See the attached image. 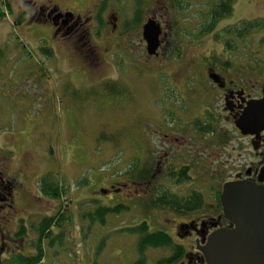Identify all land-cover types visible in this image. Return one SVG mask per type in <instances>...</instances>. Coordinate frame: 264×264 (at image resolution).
Listing matches in <instances>:
<instances>
[{
	"label": "rangeland",
	"instance_id": "obj_1",
	"mask_svg": "<svg viewBox=\"0 0 264 264\" xmlns=\"http://www.w3.org/2000/svg\"><path fill=\"white\" fill-rule=\"evenodd\" d=\"M167 1L146 0L142 19L160 21L164 35L168 37L185 36L183 38L189 37L190 41L195 37H208V42L193 45L199 52L204 49L228 52L234 46L233 42L222 46L218 39L231 38L225 32L226 28L232 27L231 23L264 20V0H233L231 14L216 24L210 23L209 26L214 28L202 36L199 29L201 15L207 14L220 0H186L187 7L182 13L172 10ZM45 2L47 0H0L5 12V17L0 19V172H3L0 185L4 182L12 187L10 180H13L19 188L14 195L7 192L8 197L0 196V245L5 252L0 255V264L13 253L37 254L32 240L37 237L34 227L41 218L54 215L58 206L71 201L75 214H78V206L85 210L88 201H92L94 189L108 178H119L114 174L121 173L127 165L122 153L125 139L138 135L143 126L163 122L139 103L147 95L154 99L157 87L162 85L161 78L159 82L157 80L156 66L143 63L127 49L111 50L110 43H114L113 39L119 34L122 42L129 39L131 49L137 51L142 25L122 27L134 16V1L50 0L49 5L57 4L60 9L75 14H91L99 4L102 7L103 23L99 20V25L103 26L97 32L90 29L97 23L91 19L83 26L80 36L74 39L68 35L64 39L55 36L54 41L53 28L48 23L27 16L36 13ZM24 13L26 20L17 23ZM114 23L118 24L116 29H113ZM88 37L90 43L86 41ZM263 39L264 28H257L239 45L247 47L245 52L251 53V49L258 48L251 43L259 44ZM106 41H111L107 50ZM42 47L51 48L52 53L47 54H53V57L43 54ZM173 68L175 66H168L167 73L171 74ZM110 76H122L130 88L128 101H112L93 88L101 83L104 86ZM150 126L147 127L154 128ZM165 132L169 131L165 129ZM150 137L160 141L155 134ZM220 137L224 140L208 143L212 175L208 184L211 186L209 202L212 204L216 203L214 194L220 189L218 184L224 181L221 163L231 146L236 145V140L222 132ZM198 157L201 161L202 155ZM49 171L66 187L62 200L47 198L39 192V179ZM128 217L126 214L111 216V224L106 228L94 225L87 231L81 222L70 226L68 221L63 229L67 230V235L62 245L55 243L51 247L47 241L44 243L43 264H94L95 261L97 264H132L138 258L137 237L126 229L137 220ZM160 221H149L150 230L163 229ZM21 225L27 228L26 235H17L13 241L10 235H16ZM107 232H110L107 235L110 240L100 253L98 242ZM145 254L148 264H158L167 252L165 248H159L148 249Z\"/></svg>",
	"mask_w": 264,
	"mask_h": 264
},
{
	"label": "flooded vegetation",
	"instance_id": "obj_2",
	"mask_svg": "<svg viewBox=\"0 0 264 264\" xmlns=\"http://www.w3.org/2000/svg\"><path fill=\"white\" fill-rule=\"evenodd\" d=\"M49 1L36 13L27 16L48 23L53 28L52 41L55 36L63 39L67 35L72 39L80 36L83 26L91 19L94 23L97 21L90 26L93 32L103 26L99 25V20L100 24L103 23L98 17L102 12L100 4L94 13L75 14L71 10L60 9L57 4L49 5ZM239 24L231 23L233 27ZM117 25L114 23L113 29ZM162 30L156 55L147 52L143 36L138 38L136 52L131 49L129 39L122 42L119 34L113 39L114 43H110L111 50L127 49L143 63L156 66L157 80L159 82L160 77L162 85L157 87L154 99L147 95L139 103L163 122L147 125L153 129L143 126L139 129V138L127 137L125 140L123 155L127 167L132 168V172L136 171L138 180L128 176L122 181L109 180L94 190L93 199L110 209L122 206V214L137 222L161 220L163 229L160 230L173 241V246L165 248L168 264H208L202 249L209 236L218 229L234 227L223 214L221 200L220 209L209 202L211 186L208 184L212 175L208 143L224 140L220 132L236 140V145L231 146L230 153L221 163L223 169L220 172L227 176L221 177L224 181L218 184L221 189L215 191V200H218L219 191L221 197L223 184L227 181L247 180L264 185V127H255L245 133L239 124L250 104L264 97V39L259 44L251 43L258 47L251 49V53L245 52L248 48L241 47V38L235 37L229 38L234 46L228 52L210 49L199 52L193 45L195 42H208V37L190 41L191 38H183L185 36L168 37ZM89 40L86 38L88 43ZM225 40L219 38L218 42L223 46ZM108 42L111 41H106L108 47L105 50L109 48ZM168 66H175L170 70L171 74L167 73ZM108 80L124 81L114 76ZM119 99L128 101L129 97L124 91L123 96L111 98L115 102ZM153 134L160 141L151 138ZM198 155H202L201 161ZM134 162L137 165L133 166ZM216 187H212V192ZM2 194L0 189V196ZM194 195L202 199L195 202ZM167 214L175 219H170Z\"/></svg>",
	"mask_w": 264,
	"mask_h": 264
},
{
	"label": "trees",
	"instance_id": "obj_3",
	"mask_svg": "<svg viewBox=\"0 0 264 264\" xmlns=\"http://www.w3.org/2000/svg\"><path fill=\"white\" fill-rule=\"evenodd\" d=\"M116 1V0H112ZM135 3V11H134V16L132 17L131 21H126L123 26H137V25H144V23L147 21L145 17L142 19V12H143V6L146 0H133ZM214 4V3H213ZM167 5L172 9V10H177L178 12L182 13L183 10L187 7V2L186 0H168ZM211 5V4H210ZM233 9V0H220L218 3H215L213 7L209 9V12L203 13L201 15L202 22L199 25V29L201 31L200 35L204 36L206 33L210 32L214 27L209 26L210 23L216 24L220 19H222L225 16H229L231 14V11ZM182 11V12H181ZM4 10L0 6V19L5 17ZM99 18L100 14L98 15ZM210 22L208 23L209 20ZM24 20H26V14H22L17 23H21ZM144 21V23H142ZM140 23V24H139ZM122 26V27H123ZM259 29V28H264V20H243L240 22L238 26L235 27H228L226 28V36H231L235 38H241V40L248 39L251 36V32L254 29ZM122 30V28H121ZM123 31V30H122ZM195 39H199L196 38ZM233 41L230 39H227L225 43L226 45H231ZM41 52L43 54H50L52 53L51 48L49 47H42ZM48 53V54H47ZM158 53V52H157ZM156 55V54H154ZM49 58L53 57L52 55H48ZM122 77V76H121ZM120 77V78H121ZM103 84V83H101ZM101 84H96L93 86V88L98 92L102 93L104 96L107 98H117L118 96H123V92L125 91V96L129 97V90L128 86L125 85V82L123 81H112V80H106L104 82V86ZM113 97H110V96ZM136 138H139L138 135L135 136ZM126 140V139H125ZM138 143V141H137ZM125 144V141H124ZM123 144V147H124ZM135 151L138 153V148L135 146ZM122 153H123V148H122ZM127 161V160H126ZM137 165L136 162L133 163V166ZM123 170V169H122ZM50 173H47L43 175L39 179V192L51 199H56V200H62L63 194L66 193V187L62 186L60 184V180L57 179V177H53L51 175L54 174L52 171H49ZM3 173V172H2ZM0 172V175L3 176ZM5 174V173H4ZM114 177L115 179L108 178V180L96 187V188H101L105 184L109 182V180H115V181H122L125 179L126 176L132 178V180H138V175L136 174V171L132 172V168H128L127 165L125 166L124 170L121 173H115ZM5 178V176H4ZM7 182L9 183L10 181L13 182L12 187L4 185V180L2 181L3 183L0 185V189L2 191V196L8 197V194L14 195V193L19 189L17 186V183H15L13 180L8 181L7 178H5ZM84 182V181H83ZM85 183V182H84ZM7 187V188H6ZM95 188V189H96ZM94 189V190H95ZM221 189V188H220ZM8 192V194H6ZM6 194V195H5ZM159 195V194H158ZM218 200H216V205H218V209H220V191L217 194ZM202 199L201 196L194 195V201H198ZM166 203V202H164ZM171 203V202H170ZM172 204V203H171ZM179 205V203H177ZM79 205V203H78ZM155 206V205H152ZM181 206V205H180ZM1 205H0V210H1ZM122 206L115 207L114 209L106 208L102 206L100 203L96 202L93 198L92 201H88V207L83 210L80 206H78V214H75V212L72 210V201L68 202V204H62L61 207H57L55 210V214L52 216H43L41 220L35 225V235L37 236L36 239L32 240V245L36 249L37 254L35 255H26L23 252H19L17 254H14L7 258L5 257V263L4 264H43L44 263V243L47 241L49 245L52 247L55 243H62L66 240L67 235V230L64 231V227L66 226V223H69L70 226L71 223L74 222H81L83 225V228H86L87 230H90L93 228L94 225L99 226L100 228H106L108 224H111V216L116 217L117 215H120L123 213ZM79 210H82L80 212ZM69 221V222H68ZM84 223H86V226H84ZM162 228V226L160 225ZM150 222L148 220H141L140 222L138 221L136 224H134L131 227H127V232L129 234L135 235L137 237V252L139 254V257L137 260H135L132 264H148V260L146 258L145 252L150 249V250H156L157 248H166L168 246H173V241L171 237L166 234L163 230H159L160 228L155 230H150ZM55 229H57V232ZM27 228L24 225H21L17 231V234L14 236H11L13 241L16 239L17 235H26ZM111 232V231H110ZM110 232L106 233V236H104V239L100 240L98 242L99 250L100 253L103 251V247L106 246L105 244L110 240L108 234ZM86 236V235H85ZM83 240H85L83 238ZM58 241V242H57ZM108 244V243H107ZM4 249L0 245V255L3 252ZM12 252V251H11ZM11 252H9L11 254ZM99 253V254H100ZM168 258H164L161 260L158 264H168L167 263ZM94 264H97L96 261ZM130 264V263H129Z\"/></svg>",
	"mask_w": 264,
	"mask_h": 264
},
{
	"label": "water",
	"instance_id": "obj_4",
	"mask_svg": "<svg viewBox=\"0 0 264 264\" xmlns=\"http://www.w3.org/2000/svg\"><path fill=\"white\" fill-rule=\"evenodd\" d=\"M161 33L155 19L143 25L149 54H157ZM239 124L245 133L264 127V97L250 104ZM221 203L224 216L234 227L218 229L209 236L202 249L208 264H264V185L228 181L223 185Z\"/></svg>",
	"mask_w": 264,
	"mask_h": 264
},
{
	"label": "bare ground",
	"instance_id": "obj_5",
	"mask_svg": "<svg viewBox=\"0 0 264 264\" xmlns=\"http://www.w3.org/2000/svg\"><path fill=\"white\" fill-rule=\"evenodd\" d=\"M102 13V12H101ZM100 13V17L102 18V14ZM238 23H240V22H238Z\"/></svg>",
	"mask_w": 264,
	"mask_h": 264
}]
</instances>
